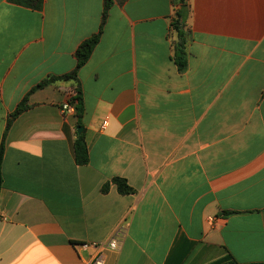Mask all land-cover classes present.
Wrapping results in <instances>:
<instances>
[{"label":"crops","instance_id":"0c3cea01","mask_svg":"<svg viewBox=\"0 0 264 264\" xmlns=\"http://www.w3.org/2000/svg\"><path fill=\"white\" fill-rule=\"evenodd\" d=\"M104 1L0 0V146L25 95L74 70ZM186 4L181 72V0H113L78 74L87 165L74 158L76 111L61 109L78 83L30 95L4 142L0 264H77L93 253L80 244L111 239L121 248L106 264H264V0Z\"/></svg>","mask_w":264,"mask_h":264},{"label":"trees","instance_id":"16d2710c","mask_svg":"<svg viewBox=\"0 0 264 264\" xmlns=\"http://www.w3.org/2000/svg\"><path fill=\"white\" fill-rule=\"evenodd\" d=\"M10 3L29 8L32 10L41 11L44 6L45 0H8ZM125 1V0H119ZM113 4V0H105L104 8L102 13L101 24L97 33L93 34L90 38L83 41L76 51L77 63L74 70L71 73L62 76H50L43 79L35 87H33L30 92H28L25 97L18 104L16 109L10 115L4 137L0 146V206H1V188L3 183L2 177V161L5 151V138L6 133L9 130L12 122L24 111H26L29 106V97L36 90L43 89L53 83L58 81H68L74 80L78 83L75 93L70 97L71 102L74 105L76 116L78 120V126L82 127V119L85 113L84 102H83V92L79 82L78 74L81 68L89 61L95 47L98 45L101 36L103 34L104 26L108 17L109 10ZM181 8L175 12V17L171 21V28L176 32L177 38L174 43V61L179 69L183 72L186 70L188 65V54H187V29L186 22L188 17V8L186 0H181ZM74 158L77 165L83 166L89 163V145L87 143L84 133L78 134L77 138L73 144ZM112 183L116 186L117 191L121 195H132L135 193L134 189L128 184L127 180L121 177H115ZM110 188V183H106L102 186V193H107ZM1 217V216H0ZM220 264H240L236 262L233 258H228ZM254 264V263H251Z\"/></svg>","mask_w":264,"mask_h":264},{"label":"built area","instance_id":"2783aa9c","mask_svg":"<svg viewBox=\"0 0 264 264\" xmlns=\"http://www.w3.org/2000/svg\"><path fill=\"white\" fill-rule=\"evenodd\" d=\"M63 112H74L75 108L70 98L62 105ZM107 122H104V126ZM83 250H93L89 260L77 264H106V254L109 252H118L121 248V243L116 239H111L106 242H86L80 244Z\"/></svg>","mask_w":264,"mask_h":264},{"label":"water","instance_id":"95a60500","mask_svg":"<svg viewBox=\"0 0 264 264\" xmlns=\"http://www.w3.org/2000/svg\"><path fill=\"white\" fill-rule=\"evenodd\" d=\"M77 131H78L79 134H81V133H83V128H82V127H79V128L77 129Z\"/></svg>","mask_w":264,"mask_h":264}]
</instances>
